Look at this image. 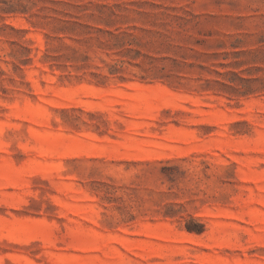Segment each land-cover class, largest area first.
<instances>
[{
  "label": "rangeland",
  "instance_id": "1",
  "mask_svg": "<svg viewBox=\"0 0 264 264\" xmlns=\"http://www.w3.org/2000/svg\"><path fill=\"white\" fill-rule=\"evenodd\" d=\"M0 264H264V0H0Z\"/></svg>",
  "mask_w": 264,
  "mask_h": 264
}]
</instances>
